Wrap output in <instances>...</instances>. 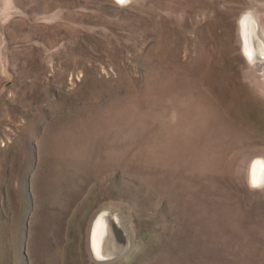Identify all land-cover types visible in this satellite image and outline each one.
Here are the masks:
<instances>
[{
  "label": "rangeland",
  "instance_id": "rangeland-1",
  "mask_svg": "<svg viewBox=\"0 0 264 264\" xmlns=\"http://www.w3.org/2000/svg\"><path fill=\"white\" fill-rule=\"evenodd\" d=\"M246 11L264 41V0H0V264H264Z\"/></svg>",
  "mask_w": 264,
  "mask_h": 264
},
{
  "label": "bare ground",
  "instance_id": "bare-ground-1",
  "mask_svg": "<svg viewBox=\"0 0 264 264\" xmlns=\"http://www.w3.org/2000/svg\"><path fill=\"white\" fill-rule=\"evenodd\" d=\"M239 33L243 53L253 62L256 59H261L264 56V41L256 33L255 17L247 11L239 19ZM251 177L255 183L264 181V161L262 159L255 160L252 163ZM122 234L116 213L102 209L96 215L91 227L90 242L94 256L98 259L115 257L123 249L126 242L117 253H114L110 248L115 244L114 238L121 237Z\"/></svg>",
  "mask_w": 264,
  "mask_h": 264
}]
</instances>
